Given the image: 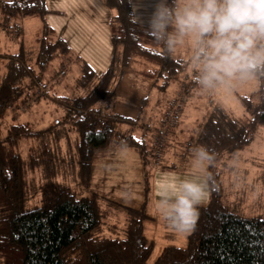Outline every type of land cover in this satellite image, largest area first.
<instances>
[{"label": "trees", "instance_id": "trees-1", "mask_svg": "<svg viewBox=\"0 0 264 264\" xmlns=\"http://www.w3.org/2000/svg\"><path fill=\"white\" fill-rule=\"evenodd\" d=\"M106 4L114 13L110 19L112 58L103 72L72 51L47 22L39 27L32 44L21 42L16 53H0V264H264V217H245L226 206L218 164L249 145L257 129L264 126L263 85L257 104L242 99L250 112L245 129L213 100L203 112L198 110L201 116L195 127L179 144L181 155L199 145L214 151L216 160L209 171L219 190L211 191L207 204L200 206L187 246L164 247L150 263L155 242L145 235L144 221L151 170L174 168L161 162L163 152L165 156L171 143L179 140L176 128L183 111L198 108L194 100L200 91L187 74L178 100L172 98L159 119L136 123L137 119L115 113L116 90L126 70L163 87L186 74L190 66L153 44L135 17L132 0H106ZM46 12V0H0V26L13 38L22 33L16 17ZM57 54L60 72L66 73L73 59L80 62L84 93L72 94L73 90L58 95L56 88L43 83L45 70ZM34 86L37 90L32 92ZM45 100L61 106L64 116L48 128L37 129ZM34 110L31 117L29 111ZM22 112H26L24 117ZM122 121L129 128L122 130ZM135 127L143 128L142 133H136ZM108 148H130L140 155L146 191L140 205H126L95 192L78 197L73 186L58 184L48 189L50 195L55 191V199L46 194L44 202L27 207L29 173L42 170L50 186L68 164L72 168L68 176L75 169L82 187L89 188L93 155Z\"/></svg>", "mask_w": 264, "mask_h": 264}, {"label": "rangeland", "instance_id": "rangeland-1", "mask_svg": "<svg viewBox=\"0 0 264 264\" xmlns=\"http://www.w3.org/2000/svg\"><path fill=\"white\" fill-rule=\"evenodd\" d=\"M104 1L106 2V0H46L47 12L43 16H18L15 18V21L22 30L20 35H16L12 31L14 35L13 38H10L6 29L2 25L0 26V53H16L21 42H24L25 45L32 44L39 27L44 22H47L56 34L63 37L68 42V46L72 51L81 55V58L85 59V61L97 71L103 72L110 66L112 58V46L111 43L110 45L108 44L110 40L107 36L109 26L106 24V20L109 17L111 19L112 14L110 16V10H108L110 7L105 5L103 3ZM133 1V6L136 11L135 17L141 19L142 15L146 16L150 10L149 0ZM2 21L3 17L0 16V22ZM109 37H111L110 34ZM183 55H185V57L191 56V50L188 46H185ZM60 62V54H57L48 66V69L45 70L46 75L42 79L43 83H48L56 88V93L58 95H68L73 90L75 92L72 94L80 95L84 93L86 90L81 86L79 81L83 74L80 62L76 59L70 61L66 73L60 72L62 69ZM134 74L150 82L148 91H146L144 86H141L143 85L142 82L119 87V94L122 96V101H117V110L114 111L115 113L123 115L126 111L132 112L131 108H137L135 114L131 113V115L127 116L134 120L137 119L136 123H145L150 118L159 119L163 107L167 105L172 98L178 100V95L184 86L183 79L188 75H192L189 68L188 72L186 74H181L179 79L173 80L168 86L160 87L153 85V79L140 73ZM162 82L161 80L159 83L162 84ZM261 85L264 86V83L254 81L242 86L235 93L217 92L211 96L199 92L197 94L199 97L195 98L194 104L198 106V110L203 112L205 110L204 106L213 100L216 105L223 107L242 129H245L248 127L250 121V112L247 110L242 99L247 102H252V104H257ZM66 87H68V89H66ZM36 90L37 86H34L32 92ZM33 105L34 104L31 103L29 108ZM42 106H45L43 110L45 112L41 123L35 124L37 129L49 127L54 124L56 120L64 116V109L53 102L45 100L42 102ZM33 109L34 108H31L30 110ZM190 110V107H186V119L190 118ZM35 112L36 110L29 111L30 116L34 117ZM25 115L26 112L21 113V117ZM36 119H39L38 115H36ZM119 127L125 130L129 128V124L122 121L119 123ZM142 129L141 127H135V131L138 134L142 133ZM181 141H184L183 137H180L177 141L179 150H182V146L179 145ZM168 156L169 155L164 156L163 152L161 162L176 165L183 171H192L190 173L195 171L192 155L191 157L189 155L185 158H183L181 154L176 155L175 158H169ZM218 164L223 191L222 198L226 206L230 210L245 217H264V126H260L257 129L249 145L230 156L224 157ZM71 169L72 168H70L68 164H64L56 176L53 177L51 180L52 182L48 183L50 186H47L42 170L38 169L35 173H29L27 176V207H33L44 202L46 194L49 195L51 200L55 199L57 197L55 191L54 194L50 195L51 193H48V189L54 190V187L58 184L73 186L78 197L95 192L100 195L104 194V197L117 200L123 204H125L123 201L130 199L133 204L135 203V206L137 205L136 203H138L139 200L133 197L135 192L134 187H131L128 183H120V185L116 183L111 184L109 185V192L103 190L102 187L104 184L101 182L90 183L89 188H86L82 187L84 185L83 181L75 169L74 174L68 176L70 174L69 170ZM152 170L150 174L151 180ZM162 181L163 180H161V182ZM154 185L155 183H152V186ZM142 189L145 197V187L143 186ZM154 192L152 187L150 192V204H152L150 208L152 211H155L153 209V204L158 198L154 195ZM130 196L132 197L128 198ZM157 215L160 219L163 218L159 212ZM161 221L164 220H160L158 224ZM153 233L159 240L156 242L154 252L150 258V263H154L159 255L158 251H161L164 245H166L164 244V238L160 236L162 234L160 229H156Z\"/></svg>", "mask_w": 264, "mask_h": 264}, {"label": "clouds", "instance_id": "clouds-1", "mask_svg": "<svg viewBox=\"0 0 264 264\" xmlns=\"http://www.w3.org/2000/svg\"><path fill=\"white\" fill-rule=\"evenodd\" d=\"M142 31L165 54L190 66L202 94L235 93L254 81L264 83V0H149ZM185 46L191 56L183 55ZM195 171L188 178L164 179L157 209L173 231L190 234L218 191L216 155L205 145L191 152ZM235 162V158H234Z\"/></svg>", "mask_w": 264, "mask_h": 264}, {"label": "crops", "instance_id": "crops-1", "mask_svg": "<svg viewBox=\"0 0 264 264\" xmlns=\"http://www.w3.org/2000/svg\"><path fill=\"white\" fill-rule=\"evenodd\" d=\"M105 5L106 2H103ZM132 3L134 5V1L132 0ZM108 8V7H107ZM134 8V6H133ZM110 10V16L111 14L113 15L114 11ZM134 13L136 15V11L134 8ZM109 19L110 17L106 20V24L109 26L108 29V39L110 40L109 34H110V25H109ZM137 19V17H136ZM140 22L143 23V21L141 19H138ZM107 26V27H108ZM110 45V42L108 43ZM133 72V73H132ZM137 72L131 71V70H126L122 80L116 90V94H115V102H114V110H117V101L120 102L122 101L121 99V95L119 94V87L121 86H129L132 83L138 84L139 82H142L146 91H148L149 89V83L148 80L144 79V78H140L139 76H137L136 74ZM136 79V80H135ZM131 99V98H130ZM132 109V112H128L126 111L123 115L124 116H128L131 115V113L135 114V111H137L136 109ZM186 110V109H184ZM198 108L193 110L190 113V118L189 119H185V111H183V115L181 117V121H180V126L176 128V131L180 132V137H183L184 140L185 138H187V134H191V128H194L195 124H196V118L200 117L201 115L198 114ZM138 115V114H137ZM192 116V117H191ZM183 150V147H182ZM182 150L178 149L177 143L173 142L171 143V146L168 147V149L166 150V155H169V158H175L176 155H180ZM191 152L192 149H189L186 154L183 156V158L188 157L190 155L191 157ZM190 159V158H188ZM167 164V163H166ZM192 171H183L180 170V168H178L176 165L174 166V168L172 169H163L160 167L157 168H153L152 170V180H151V186H150V192L151 189L153 187V192L154 195L158 197V186L161 183V180L164 179H171L173 177H181V178H188L190 175H192V173H190ZM182 173V174H180ZM91 183L93 182H101L104 184V186L102 187L103 190H105V192H109V185L111 184H119L123 183L126 184L128 183L131 187H134V194L133 197L137 198L139 201L138 203H136L138 205H140L142 202H144V193H143V178H144V166H143V162L139 156V154H137V152L133 149L130 148H108V149H104V150H100L98 152H96L93 155V159H92V175H91ZM162 178V179H161ZM152 183H155L154 186H152ZM157 187V188H156ZM100 192V191H99ZM102 193V192H100ZM103 194V193H102ZM106 194V193H105ZM104 195V194H103ZM132 196L128 197L131 198ZM125 202V204L127 205H134L132 203V201L129 200H125L123 201ZM150 193L148 195V200L146 202V211L148 214V218L144 221V233L145 235L153 240L155 242V246H156V242L159 240L158 237L154 236V231L156 229H160L162 231V234L160 235L161 237H163L164 239V247L167 246H178V247H186L188 244V237L190 234H182V233H177L175 231H173L169 226H167L165 221H161L159 224L158 222L160 220H164L163 218H159L158 217V209L157 208V203H158V198L155 201V203L153 204V209L155 211H152V209L150 208L152 206V204H150ZM206 205V204H205ZM202 205V206H205ZM149 232V233H148ZM149 234V235H148ZM163 250V249H162ZM161 250V251H162ZM161 251H158L159 253Z\"/></svg>", "mask_w": 264, "mask_h": 264}]
</instances>
